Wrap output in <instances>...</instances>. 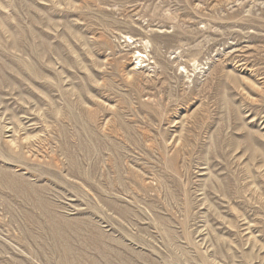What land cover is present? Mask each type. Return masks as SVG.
I'll use <instances>...</instances> for the list:
<instances>
[{
	"label": "rangeland",
	"instance_id": "obj_1",
	"mask_svg": "<svg viewBox=\"0 0 264 264\" xmlns=\"http://www.w3.org/2000/svg\"><path fill=\"white\" fill-rule=\"evenodd\" d=\"M0 264H264V0H0Z\"/></svg>",
	"mask_w": 264,
	"mask_h": 264
},
{
	"label": "bare ground",
	"instance_id": "obj_2",
	"mask_svg": "<svg viewBox=\"0 0 264 264\" xmlns=\"http://www.w3.org/2000/svg\"><path fill=\"white\" fill-rule=\"evenodd\" d=\"M132 40L133 39L131 37L125 36V42H127V43H133ZM138 58L140 59L139 62L140 63H143V58H144L143 55L138 53Z\"/></svg>",
	"mask_w": 264,
	"mask_h": 264
}]
</instances>
